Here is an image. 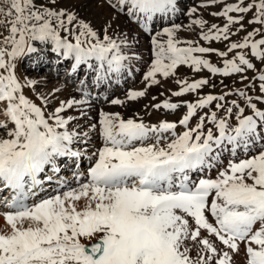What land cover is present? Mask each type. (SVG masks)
I'll return each mask as SVG.
<instances>
[{
    "label": "snow or ice",
    "instance_id": "1",
    "mask_svg": "<svg viewBox=\"0 0 264 264\" xmlns=\"http://www.w3.org/2000/svg\"><path fill=\"white\" fill-rule=\"evenodd\" d=\"M216 4L210 15L222 26L184 0H0V193H10L0 197V264H236L241 251L244 264H264V67L254 63L264 65V0L200 7ZM249 13L247 24L259 27L231 40ZM177 14L199 27L197 40L179 38ZM142 36L144 87L113 98V85L138 71ZM200 40L227 42L226 50ZM49 65L55 83L39 75ZM182 65L249 82L199 95L216 85L177 79L172 96L198 99L183 102L175 121L146 123L99 106L146 97ZM65 167L77 186L35 198L46 182L67 184Z\"/></svg>",
    "mask_w": 264,
    "mask_h": 264
},
{
    "label": "rangeland",
    "instance_id": "2",
    "mask_svg": "<svg viewBox=\"0 0 264 264\" xmlns=\"http://www.w3.org/2000/svg\"><path fill=\"white\" fill-rule=\"evenodd\" d=\"M204 2V0H190L189 4L190 7L192 6H197L199 8L198 13L196 14L197 16H200L204 19H206L209 24L211 23H217L218 25H223L225 23V19L223 17H213L210 15V13L212 12H216L219 11L221 8V4H216V5H212L209 6L207 8L205 7H200V5ZM224 3H232L234 2L233 0H223ZM236 2H238V0H236ZM245 2H247V0H245ZM82 15L85 14L83 11L81 13ZM232 15H237L236 13H232ZM251 13L246 15V19H245V25H246V30L245 31H241L239 33H237L236 35H233L231 37V40L234 41H238L241 40L243 38L244 35H246V31L251 30L254 27H259V25L253 24V25H249L247 24V20L250 18ZM95 22V21H94ZM181 25H183L182 29L179 30L178 32V36L181 35L182 38H189V39H193V40H197L198 39V32L200 31L198 26H193L192 28L189 27V24L191 23V17L189 16H184L182 17L181 21L179 22ZM237 26H233V31H235V28ZM258 38V37H254ZM147 43V42H146ZM199 43L201 45H209L211 44V41H204V40H200ZM226 43L225 42L222 45L221 50L224 51L226 50ZM142 44V41L140 40V43ZM234 55L233 53L229 54L228 58H231V56ZM250 55V53H249ZM211 62H217L216 64L219 65H223L222 61L224 58L222 57H214L212 56L211 58L209 57ZM213 59V61H212ZM213 62V63H214ZM254 63L256 64L257 68H262L264 67V65H261L260 62L258 60H254ZM49 68L51 69L52 72H54V74H50L47 70H49ZM144 68H147V66ZM145 72V70H140L139 73V78L140 81H142V75ZM31 75L36 76L37 73L36 72H32ZM39 75L41 77L43 76H49L50 81H52L53 83H55V76H56V69L53 70V66L49 65L48 67H46L44 69L43 72L39 73ZM63 75H64V66L60 67V78L61 80H63ZM245 75H247L249 78H252L253 76V70H248ZM202 77L208 78L212 83H214L216 86L213 88L211 86H206L203 89L199 90V95H204L207 94L209 92L213 93V94H220L224 91H227V89L224 88V84H227L229 86V88L232 89H237V88H243L245 84H248V80L245 81H240L239 79V75H232L231 77H224L223 75H212L207 69H201L199 72L194 71L191 67H189L188 65H182L179 66L175 75L169 78H163V77H158L161 80V84L160 85H155L152 86L151 90H148V95L146 97L140 98L137 101H130L128 104L124 105L126 108H128L129 110V114L131 115V117H138V118H142L146 123H156L159 120H164L167 119L169 121H175L178 120L180 118V116L186 112V107L182 106L181 108H179L178 110L174 111V112H167L160 109H156L151 107V105L155 104L158 102V100H162V99H167V100H176V101H184V100H189L190 102H195L198 99V93L197 92H190V93H185L182 97H174L171 95V91H175L178 90V88L180 87V85L176 84V80L177 79H186L187 81L190 80H195V79H200ZM138 78V80H139ZM221 81H223V84L221 83ZM257 87L256 88H250L248 89V93L249 95H256L258 94V84L257 83ZM124 93V92H123ZM161 93H163V95H161ZM65 95V93L61 94V98H63ZM151 96V97H149ZM152 97H156L155 100L152 99ZM228 99H238L240 100V102H243V98L240 97H229ZM107 105V107H110V105ZM147 106V107H146ZM260 107H263L264 105H258ZM115 106H112V110H114ZM120 107V105L118 106ZM184 109V110H183ZM135 111V113H134ZM243 251H241L240 254H242ZM236 258H234L236 260L237 263L241 264L243 263L244 259L241 255H237L235 256Z\"/></svg>",
    "mask_w": 264,
    "mask_h": 264
},
{
    "label": "bare ground",
    "instance_id": "3",
    "mask_svg": "<svg viewBox=\"0 0 264 264\" xmlns=\"http://www.w3.org/2000/svg\"><path fill=\"white\" fill-rule=\"evenodd\" d=\"M133 67H134V69H136V68H138V63L137 62H134L133 63ZM135 75H136V71H133V73H132V75L131 76H129V78L128 79H130L131 78V81L133 82L136 78H135ZM140 79V78H139ZM141 86H139V89H141V88H143L144 87V85H143V83H141L140 84ZM112 89H114V87H112ZM116 89V88H115ZM138 89V88H137ZM112 91H115V90H112ZM116 93V92H115ZM126 93V92H125ZM66 95V94H65ZM120 96H118V98H119ZM149 97H151V96H149ZM126 105V104H125ZM129 109H125V110H121V109H118V108H116V107H114V110L113 111H119L125 118H128V117H131L128 113H130L129 111H128ZM134 113H135V111H134ZM90 115V118H92L93 120L96 118L95 117V115L94 114H92V113H90L89 114ZM181 130V129H180ZM85 161L87 162V161H89L87 158H85ZM81 167H82V164H81ZM84 168L85 167H87V166H83ZM81 171H82V169H81ZM69 186L70 187H76L77 185L76 184H74V183H69ZM53 194H55V193H53ZM35 199V198H34ZM0 223H2V220H0ZM241 255V254H240ZM234 258H236V257H234ZM244 262L245 261H243V263H241V264H244ZM236 264H239V263H236Z\"/></svg>",
    "mask_w": 264,
    "mask_h": 264
}]
</instances>
